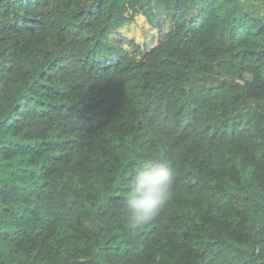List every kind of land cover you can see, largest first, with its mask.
<instances>
[{
    "label": "trees",
    "instance_id": "obj_1",
    "mask_svg": "<svg viewBox=\"0 0 264 264\" xmlns=\"http://www.w3.org/2000/svg\"><path fill=\"white\" fill-rule=\"evenodd\" d=\"M0 264H264V0H0Z\"/></svg>",
    "mask_w": 264,
    "mask_h": 264
},
{
    "label": "clouds",
    "instance_id": "obj_2",
    "mask_svg": "<svg viewBox=\"0 0 264 264\" xmlns=\"http://www.w3.org/2000/svg\"><path fill=\"white\" fill-rule=\"evenodd\" d=\"M174 174L161 160L144 159L127 181L126 218L132 225L147 223L165 208L173 194Z\"/></svg>",
    "mask_w": 264,
    "mask_h": 264
},
{
    "label": "rangeland",
    "instance_id": "obj_3",
    "mask_svg": "<svg viewBox=\"0 0 264 264\" xmlns=\"http://www.w3.org/2000/svg\"><path fill=\"white\" fill-rule=\"evenodd\" d=\"M122 35H124L125 37L129 36V37H133L135 39H139L141 35L144 36L143 34V28L141 27L140 24H133V29L132 30H123L121 32ZM128 38V37H127ZM174 149H172V153L173 155H175V147H172Z\"/></svg>",
    "mask_w": 264,
    "mask_h": 264
}]
</instances>
